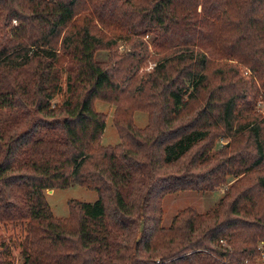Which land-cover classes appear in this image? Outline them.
Segmentation results:
<instances>
[{
	"label": "trees",
	"instance_id": "1",
	"mask_svg": "<svg viewBox=\"0 0 264 264\" xmlns=\"http://www.w3.org/2000/svg\"><path fill=\"white\" fill-rule=\"evenodd\" d=\"M261 99L264 0H0V224L22 225V264H260ZM75 184L98 200L56 217L46 191ZM223 188L162 225L166 195Z\"/></svg>",
	"mask_w": 264,
	"mask_h": 264
},
{
	"label": "rangeland",
	"instance_id": "2",
	"mask_svg": "<svg viewBox=\"0 0 264 264\" xmlns=\"http://www.w3.org/2000/svg\"><path fill=\"white\" fill-rule=\"evenodd\" d=\"M201 10V8H200ZM145 42L148 44L150 52L152 49L150 47L151 39L150 36L145 37ZM120 54H126L130 52L131 47L126 40L118 41L116 47ZM110 58V52L107 50H101L96 54V59L99 61H107ZM236 63V62H234ZM155 66V62L148 61L147 66L142 67L139 73L144 75L149 72ZM241 72L246 79L253 76L250 69L245 68L244 65H240ZM65 78V76H64ZM64 91L66 92V82L64 81ZM66 95V93L64 94ZM57 97L53 101V104L60 101L63 97ZM96 110L99 112H104L108 115L107 126L103 135L102 143L104 145H115L120 142L118 132L113 123V115L115 106L102 101L97 100L95 103ZM258 110L264 116V100H259L257 104ZM134 121L137 126L145 127L148 124V114L146 112L137 111L134 115ZM227 144V140L221 139L217 142L216 150L221 149L223 145ZM233 180V178H230ZM48 203L56 217H66L69 215V205L68 202L71 199H77L83 202H95L98 200V193L96 191L89 190L81 185H73L67 189H56L55 193L51 194V190L46 191ZM224 196V188L216 191H206L198 192L193 190H185L174 192L166 195L162 201L163 208V221L162 225L168 227L174 216L187 207H194L199 212H207L214 208L217 203ZM23 228L22 225H12L11 223L6 226L0 224V243L5 240L6 246L9 247L8 252H4L1 256L2 260L9 262L10 264H22L23 259L21 256V249L18 247L19 242L23 239ZM261 263L262 260H259Z\"/></svg>",
	"mask_w": 264,
	"mask_h": 264
},
{
	"label": "built area",
	"instance_id": "3",
	"mask_svg": "<svg viewBox=\"0 0 264 264\" xmlns=\"http://www.w3.org/2000/svg\"><path fill=\"white\" fill-rule=\"evenodd\" d=\"M260 259L262 260V262L260 264H264V250L261 253V258Z\"/></svg>",
	"mask_w": 264,
	"mask_h": 264
},
{
	"label": "crops",
	"instance_id": "4",
	"mask_svg": "<svg viewBox=\"0 0 264 264\" xmlns=\"http://www.w3.org/2000/svg\"><path fill=\"white\" fill-rule=\"evenodd\" d=\"M56 190H51V194L55 193ZM47 194V193H46ZM48 195V194H47Z\"/></svg>",
	"mask_w": 264,
	"mask_h": 264
}]
</instances>
